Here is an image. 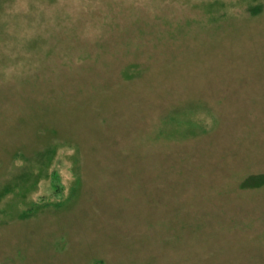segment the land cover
Instances as JSON below:
<instances>
[{
  "label": "rangeland",
  "instance_id": "374dc122",
  "mask_svg": "<svg viewBox=\"0 0 264 264\" xmlns=\"http://www.w3.org/2000/svg\"><path fill=\"white\" fill-rule=\"evenodd\" d=\"M264 0H0V264H264Z\"/></svg>",
  "mask_w": 264,
  "mask_h": 264
},
{
  "label": "trees",
  "instance_id": "16d2710c",
  "mask_svg": "<svg viewBox=\"0 0 264 264\" xmlns=\"http://www.w3.org/2000/svg\"><path fill=\"white\" fill-rule=\"evenodd\" d=\"M261 183L264 184V177L261 178Z\"/></svg>",
  "mask_w": 264,
  "mask_h": 264
}]
</instances>
